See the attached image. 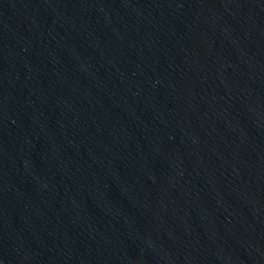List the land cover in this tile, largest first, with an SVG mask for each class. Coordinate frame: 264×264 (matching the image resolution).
Instances as JSON below:
<instances>
[{
    "label": "water",
    "instance_id": "1",
    "mask_svg": "<svg viewBox=\"0 0 264 264\" xmlns=\"http://www.w3.org/2000/svg\"><path fill=\"white\" fill-rule=\"evenodd\" d=\"M51 264H264V0H113Z\"/></svg>",
    "mask_w": 264,
    "mask_h": 264
}]
</instances>
